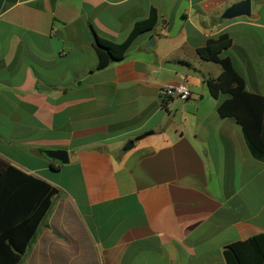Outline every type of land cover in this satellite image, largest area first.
Instances as JSON below:
<instances>
[{
    "label": "crops",
    "instance_id": "obj_1",
    "mask_svg": "<svg viewBox=\"0 0 264 264\" xmlns=\"http://www.w3.org/2000/svg\"><path fill=\"white\" fill-rule=\"evenodd\" d=\"M240 1L0 0V159L57 191L24 264H225L224 246L264 234V162L218 116L206 81L222 69L197 53L227 35L221 58L264 98V0L222 18ZM151 9L154 28L97 70L92 29L122 42ZM183 77L188 100L161 99Z\"/></svg>",
    "mask_w": 264,
    "mask_h": 264
},
{
    "label": "trees",
    "instance_id": "obj_2",
    "mask_svg": "<svg viewBox=\"0 0 264 264\" xmlns=\"http://www.w3.org/2000/svg\"><path fill=\"white\" fill-rule=\"evenodd\" d=\"M157 19V12L151 9L148 17L137 21L122 42L101 37L92 29L96 69H104L122 60L135 39L151 31ZM230 45L231 39L221 35L215 40H208L204 47L197 50L201 59L217 63L222 69L218 77L206 81L207 90L214 100L224 98L217 105L218 116L238 124L252 157L264 162V98L247 92L231 60L221 58V52ZM50 168L56 170L53 164ZM56 192L45 181L25 174L0 159V264L20 263ZM222 252L225 264H264V234L228 244Z\"/></svg>",
    "mask_w": 264,
    "mask_h": 264
},
{
    "label": "water",
    "instance_id": "obj_3",
    "mask_svg": "<svg viewBox=\"0 0 264 264\" xmlns=\"http://www.w3.org/2000/svg\"><path fill=\"white\" fill-rule=\"evenodd\" d=\"M249 14H250V1L244 0L238 3H235L231 5L229 8H227L223 13L222 18L229 20V19L240 17V16H249ZM153 41H154L153 37L150 38L148 45L153 46ZM132 145L133 143L131 141L128 142L125 145L124 150L130 149ZM42 152L46 157H48L51 160L56 161L60 165H66L69 162L67 152L64 150H60V149L42 150Z\"/></svg>",
    "mask_w": 264,
    "mask_h": 264
},
{
    "label": "built area",
    "instance_id": "obj_4",
    "mask_svg": "<svg viewBox=\"0 0 264 264\" xmlns=\"http://www.w3.org/2000/svg\"><path fill=\"white\" fill-rule=\"evenodd\" d=\"M159 95L163 100L177 99L179 101H186L191 93L187 86L185 78L175 83H167L160 87Z\"/></svg>",
    "mask_w": 264,
    "mask_h": 264
},
{
    "label": "rangeland",
    "instance_id": "obj_5",
    "mask_svg": "<svg viewBox=\"0 0 264 264\" xmlns=\"http://www.w3.org/2000/svg\"><path fill=\"white\" fill-rule=\"evenodd\" d=\"M47 172L49 173V176H51V177H53V178H55V177H56V175H55V174H53V173H52L50 170H48ZM25 258H26V257H25V256H23L21 264H24V263H25V261H26V259H25Z\"/></svg>",
    "mask_w": 264,
    "mask_h": 264
}]
</instances>
